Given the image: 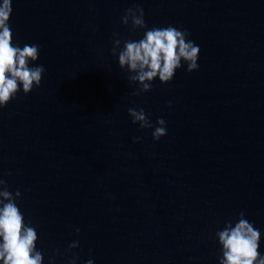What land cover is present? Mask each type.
<instances>
[{
    "label": "water",
    "instance_id": "obj_1",
    "mask_svg": "<svg viewBox=\"0 0 264 264\" xmlns=\"http://www.w3.org/2000/svg\"><path fill=\"white\" fill-rule=\"evenodd\" d=\"M148 27L200 46L139 95L111 53ZM15 39L40 45L39 87L0 109V178L19 189L37 247L56 264H217L214 233L243 211L264 231V0H13ZM143 108L167 134L131 122ZM134 137H140L134 141ZM5 172L11 173L5 175ZM79 228V233L75 228ZM78 247L65 251L69 243ZM259 251L264 252V236Z\"/></svg>",
    "mask_w": 264,
    "mask_h": 264
},
{
    "label": "clouds",
    "instance_id": "obj_2",
    "mask_svg": "<svg viewBox=\"0 0 264 264\" xmlns=\"http://www.w3.org/2000/svg\"><path fill=\"white\" fill-rule=\"evenodd\" d=\"M12 4L13 0H0V109L18 94L26 96L39 87L45 72L43 64L35 63L40 45H21L15 39L10 24ZM144 16V9L137 4L126 8L120 18L130 32H142L139 38L122 41L113 33L111 53L118 67L127 74L128 81L137 85L133 95L150 91L154 80L162 84L170 82L181 67L188 72L199 68L200 46L190 39L187 29L172 24L148 27ZM127 111L133 124H138L140 129H152L153 140L167 134L163 118H157L154 126L143 108L130 107ZM140 139L133 138L134 141ZM20 197L19 189L10 191L0 178V264H44V253L37 247V227L20 208ZM79 231L75 228L76 233ZM262 236L264 231L248 220L243 211L234 219L225 220L213 237L217 244V264H264V252L259 251ZM78 244V241L69 243L65 251ZM89 257L83 264H94L91 250ZM78 259L70 257L67 264H77ZM47 264H56L55 253L48 257Z\"/></svg>",
    "mask_w": 264,
    "mask_h": 264
}]
</instances>
